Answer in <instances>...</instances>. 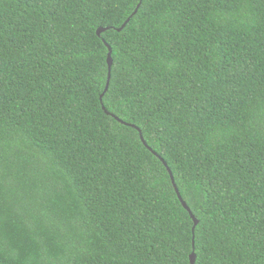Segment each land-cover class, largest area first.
Returning a JSON list of instances; mask_svg holds the SVG:
<instances>
[{
    "label": "trees",
    "instance_id": "obj_1",
    "mask_svg": "<svg viewBox=\"0 0 264 264\" xmlns=\"http://www.w3.org/2000/svg\"><path fill=\"white\" fill-rule=\"evenodd\" d=\"M192 253L264 264V0H0V264Z\"/></svg>",
    "mask_w": 264,
    "mask_h": 264
},
{
    "label": "water",
    "instance_id": "obj_2",
    "mask_svg": "<svg viewBox=\"0 0 264 264\" xmlns=\"http://www.w3.org/2000/svg\"><path fill=\"white\" fill-rule=\"evenodd\" d=\"M141 1V0H140ZM138 8H139V5L137 6V8H136V10H135V12H134V14L133 15H135V13L137 12V10H138ZM127 23V22H126ZM125 26V24L122 26V28ZM107 29H101V28H99L98 30H97V36L98 37H100L101 36V34L103 33V32H105ZM118 32L119 31H121V29H118L117 30ZM108 47V46H107ZM108 51H109V53H108V57H107V64H108V77H107V83H106V87H105V90H104V93L101 95V97H100V100L102 101V97L104 96V94L107 92V90H108V86H109V81H110V73H111V65H112V59H111V51H110V48L108 47ZM104 110V109H103ZM117 121H119L121 124H122V122L118 119V118H116V117H114ZM141 138V140H142V137H140ZM143 141V140H142ZM144 143V142H143ZM145 145V144H144ZM169 172V174H170V177H171V180H172V183H173V186H174V189H175V192H176V194H177V197H178V199H179V201H180V203H181V205L183 206V208L190 214V217L194 220V223L195 224H197V221L194 219V217H193V215L191 214V212H190V210H189V208L187 207V205L185 204V202H183V200L181 199V197H180V195H179V193H178V190L176 189V187H175V185H174V182H173V179H172V175H171V173H170V171H168ZM194 224V225H195ZM194 261H195V255L192 253V255L190 256V264H194Z\"/></svg>",
    "mask_w": 264,
    "mask_h": 264
}]
</instances>
